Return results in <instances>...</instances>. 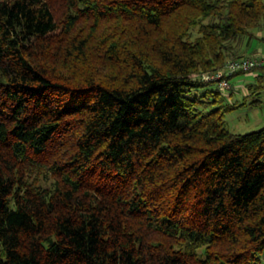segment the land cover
<instances>
[{"label": "trees", "instance_id": "16d2710c", "mask_svg": "<svg viewBox=\"0 0 264 264\" xmlns=\"http://www.w3.org/2000/svg\"><path fill=\"white\" fill-rule=\"evenodd\" d=\"M263 23L264 0H0V264H264V128L229 129L234 86L203 78Z\"/></svg>", "mask_w": 264, "mask_h": 264}, {"label": "rangeland", "instance_id": "374dc122", "mask_svg": "<svg viewBox=\"0 0 264 264\" xmlns=\"http://www.w3.org/2000/svg\"><path fill=\"white\" fill-rule=\"evenodd\" d=\"M254 36L246 48L248 56L264 57V23L252 29ZM239 73L230 80L234 86L231 101H238L240 105L229 111L226 115L227 127L234 132H250L264 128V90L258 95H250L247 86L250 83H258L256 74ZM264 83V82H263ZM211 88H216V84H211ZM196 94V91H193ZM261 99L260 102L254 103V99Z\"/></svg>", "mask_w": 264, "mask_h": 264}, {"label": "built area", "instance_id": "2783aa9c", "mask_svg": "<svg viewBox=\"0 0 264 264\" xmlns=\"http://www.w3.org/2000/svg\"><path fill=\"white\" fill-rule=\"evenodd\" d=\"M262 61L257 57L244 56L235 59H230L227 64L218 69L215 72H207L203 74V78L206 80H215L222 91L230 95L233 85L231 83V77L239 71H250L257 65H261Z\"/></svg>", "mask_w": 264, "mask_h": 264}, {"label": "bare ground", "instance_id": "6f19581e", "mask_svg": "<svg viewBox=\"0 0 264 264\" xmlns=\"http://www.w3.org/2000/svg\"><path fill=\"white\" fill-rule=\"evenodd\" d=\"M248 56V55H247ZM242 57V56H241ZM238 58V57H237ZM263 59V58H262ZM264 61V60H263ZM258 66V65H257ZM230 96V95H229Z\"/></svg>", "mask_w": 264, "mask_h": 264}, {"label": "crops", "instance_id": "0c3cea01", "mask_svg": "<svg viewBox=\"0 0 264 264\" xmlns=\"http://www.w3.org/2000/svg\"><path fill=\"white\" fill-rule=\"evenodd\" d=\"M264 58V57H263Z\"/></svg>", "mask_w": 264, "mask_h": 264}]
</instances>
